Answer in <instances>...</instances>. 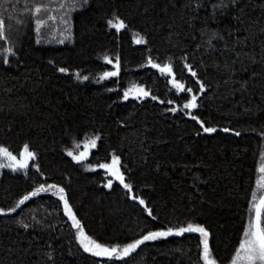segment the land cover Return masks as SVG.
<instances>
[{
    "label": "trees",
    "instance_id": "1",
    "mask_svg": "<svg viewBox=\"0 0 264 264\" xmlns=\"http://www.w3.org/2000/svg\"><path fill=\"white\" fill-rule=\"evenodd\" d=\"M0 19V147L35 153L26 169L0 168V264H204L198 233L146 241L122 259L85 252L60 188L85 234L120 256L149 231L191 222L209 232L216 264H231L253 193L256 203L264 194V0H0ZM117 58L118 75L100 79ZM134 87L149 95L125 99ZM192 95L198 107L184 109ZM92 139L87 158L68 155ZM113 155L156 221L99 167ZM40 185L47 191L9 211Z\"/></svg>",
    "mask_w": 264,
    "mask_h": 264
},
{
    "label": "snow or ice",
    "instance_id": "2",
    "mask_svg": "<svg viewBox=\"0 0 264 264\" xmlns=\"http://www.w3.org/2000/svg\"><path fill=\"white\" fill-rule=\"evenodd\" d=\"M84 4L88 3V0H83ZM41 12L40 7L35 8V13L39 14ZM50 19H54L53 17H50ZM36 31L39 32L41 26L45 23L42 19L36 20ZM108 24L110 27L115 28L117 31L125 27L124 22L118 21L117 23H113L112 20L108 21ZM5 21L4 19H0V40H3L5 38ZM60 43H63L64 40L61 39L59 41ZM137 43H143L144 41L142 39H137ZM6 51L11 52V49H6ZM107 59V58H106ZM4 63H8V60L5 59ZM108 63H112V60H108ZM148 63L153 67L159 69V71L163 74H172L173 68L171 64H165L160 65L157 63H153L152 59L149 58ZM116 71H110L105 72L100 79H106L108 77L117 76L119 73V58L116 60ZM185 67L188 68V70L191 72V75L195 77L197 74L195 71H192L191 65H185ZM61 72L67 71L66 69L61 68ZM79 76V74H77ZM83 79H88L87 76L83 77ZM170 83L180 92L187 91L191 93L193 90L192 88H185L183 83H180L175 78H173ZM201 91L204 90L203 84H201ZM135 91V93L138 96H148L149 92L144 90L143 88H134L129 89L128 91H125L124 98L127 99L130 92ZM153 99H156L155 96L152 97ZM171 103V101H169ZM198 107L197 104V96L192 95L191 99L183 105L184 109H196ZM171 111L175 112L177 109L172 108ZM193 120H198L196 116L191 117ZM198 122L201 124V127L205 133H213L216 131L215 128L212 127H205L204 123L202 121ZM224 131H228V129H224ZM235 135L239 136L240 133L236 132ZM91 147H96V140L92 139L89 141ZM79 147V145H77ZM86 151L81 152L78 156H74V159L77 161H81L86 158L87 155V145L85 146ZM68 155H73L72 152H69ZM0 156L7 157L10 163L3 164L0 163V168H10L13 171L26 169L28 167V161L35 158V153L32 152L29 149V146L26 144L24 145L23 151L20 153V156L22 159H17L16 156H14L7 148L0 147ZM264 156V154H262ZM120 158L118 156L113 155L111 163H103L99 164V167L102 169H106L111 176H113L116 180H118L121 184H123L124 188L129 190L131 192L132 186L129 183H125L124 175L121 172L120 169ZM38 169V165L36 166ZM260 172H264V165H262L259 169ZM259 184V181H258ZM107 187H112V181L109 180ZM261 188H264V184L259 185ZM49 187H56V185H50ZM41 191H47V189L44 188L43 185H40V187L36 188L32 192L26 194L23 196L22 199L19 200L15 208L10 209L9 211H15L16 208H19L21 205L25 204L26 201H28L30 198L38 196ZM59 199L63 201L64 204V210L65 214L70 218L72 221V226L78 230V238L79 242L81 243V246L83 247L85 252H90L94 256L97 257H107L109 259L117 258L122 259L123 257H127L131 252L135 251L138 247L145 244L146 241H155L160 238H167L169 236H182L185 233H198L201 236V245H202V253L201 258L204 261V264H216V260L213 258V253L209 247V232L206 230V228L199 224H193L188 223L187 226L182 227H168L167 230H159V231H149L146 234H144L140 239L135 240L133 243L127 244L122 249V256L118 255V248L116 246L113 247H107L102 245L101 243H97L95 240L91 239L89 236L85 234L84 228L81 225L80 220L76 217L75 213L72 210L71 205L69 204L66 196L64 195V189H59ZM133 199H138V197L133 196ZM256 193H253V202L252 207L249 209L251 213H253L252 218L250 219L247 227L245 228V231L243 233V237L240 241L239 247L237 248L235 252V256L232 259L231 264H240V262H243V264H264V195H261L259 197V203H256ZM139 203L141 205H145V201L143 199H139ZM147 213L152 219H156L155 216L152 214V210L150 208H147ZM0 214H6L3 209H0ZM25 228L28 227V225H24Z\"/></svg>",
    "mask_w": 264,
    "mask_h": 264
},
{
    "label": "rangeland",
    "instance_id": "3",
    "mask_svg": "<svg viewBox=\"0 0 264 264\" xmlns=\"http://www.w3.org/2000/svg\"><path fill=\"white\" fill-rule=\"evenodd\" d=\"M14 31L15 30H11V32L12 33H14ZM18 31V29H16V32ZM13 34H11L10 35V37L12 36ZM9 37V38H10ZM6 41H7V44H6V49H11V52H9V51H5L6 53H7V56H6V59L8 60V64L10 63H12V61H13V59H15V47H14V45H17V43H15L11 38L10 39H8V37H7V39H6ZM135 88V87H134ZM134 88H132V89H134ZM147 96H138L136 93H135V91H133V92H130V94H129V96H128V99H135V100H142V99H145ZM87 145V155H86V158L88 157V154H89V152L93 149V147H91V145H90V143H89V141H87V142H84L83 144H81V145H79V147L77 148V150L76 151H74V152H72L73 153V155H71L73 158H74V156H78L81 152H85L86 151V148H85V146ZM17 159H19V158H17ZM20 159H22V157L20 158ZM29 162V161H28ZM0 163H3V164H8V163H10V161L8 160V158L7 157H4V156H0ZM129 196L132 198L133 196H136V197H138L136 194H134V193H129ZM139 198V197H138ZM133 199V198H132ZM141 199V198H140Z\"/></svg>",
    "mask_w": 264,
    "mask_h": 264
},
{
    "label": "water",
    "instance_id": "4",
    "mask_svg": "<svg viewBox=\"0 0 264 264\" xmlns=\"http://www.w3.org/2000/svg\"><path fill=\"white\" fill-rule=\"evenodd\" d=\"M263 195H264V194H263ZM139 199H140V198H138V199H134V202L137 203V204H139L141 208H146V203H145V205H141V204L139 203ZM258 203H259V201H258ZM146 214H147V217H148V218L152 219V217H150V216L148 215V213H147V208H146ZM153 220L156 221V219H153Z\"/></svg>",
    "mask_w": 264,
    "mask_h": 264
}]
</instances>
